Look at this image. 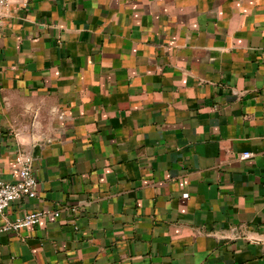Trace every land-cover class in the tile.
I'll return each instance as SVG.
<instances>
[{"label": "crops", "instance_id": "0c3cea01", "mask_svg": "<svg viewBox=\"0 0 264 264\" xmlns=\"http://www.w3.org/2000/svg\"><path fill=\"white\" fill-rule=\"evenodd\" d=\"M2 21L0 180L30 157L37 189L0 226L59 216L1 233L0 264H264V0H7Z\"/></svg>", "mask_w": 264, "mask_h": 264}, {"label": "built area", "instance_id": "2783aa9c", "mask_svg": "<svg viewBox=\"0 0 264 264\" xmlns=\"http://www.w3.org/2000/svg\"><path fill=\"white\" fill-rule=\"evenodd\" d=\"M7 6V0H0V29L2 26L3 13ZM251 157L249 153L240 155L241 160ZM18 166L17 180L15 182H5L0 180V216H4L11 204L21 199H33L36 197L37 180L32 174V159L30 157L16 158ZM59 216V211L47 213L41 211L27 212L19 216L12 222H5L0 226V234L18 231L22 228L31 227L38 224L43 218L53 219ZM264 246V241H262Z\"/></svg>", "mask_w": 264, "mask_h": 264}, {"label": "water", "instance_id": "95a60500", "mask_svg": "<svg viewBox=\"0 0 264 264\" xmlns=\"http://www.w3.org/2000/svg\"><path fill=\"white\" fill-rule=\"evenodd\" d=\"M38 155H39V147L36 146V147L34 148V151H33V155H32V157L35 159V158L38 157Z\"/></svg>", "mask_w": 264, "mask_h": 264}]
</instances>
